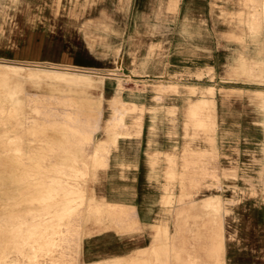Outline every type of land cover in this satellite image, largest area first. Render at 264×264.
<instances>
[{
    "label": "crops",
    "instance_id": "1",
    "mask_svg": "<svg viewBox=\"0 0 264 264\" xmlns=\"http://www.w3.org/2000/svg\"><path fill=\"white\" fill-rule=\"evenodd\" d=\"M172 1L176 14L168 37L164 30L152 35L140 27L151 21L150 7L164 13ZM99 6L89 0L77 26L62 27L63 33L39 20L16 51L48 64L115 66L146 82L145 91L135 94L120 90L117 78H106L97 95L103 105L93 139L105 151L106 165L92 182L93 215L84 225L79 264H264L262 194L228 205L243 197L242 188L230 189L233 183L261 181L264 125L257 104L264 90L226 84L239 80L215 73L228 65L224 53L208 49L196 56V49L211 46L182 41V23L193 31L202 18L209 21L206 0H134L119 56L106 60L95 31ZM85 22L92 23V42L81 31ZM197 72L209 81L200 86V99L213 102L206 134L197 129L198 86L191 82Z\"/></svg>",
    "mask_w": 264,
    "mask_h": 264
},
{
    "label": "rangeland",
    "instance_id": "2",
    "mask_svg": "<svg viewBox=\"0 0 264 264\" xmlns=\"http://www.w3.org/2000/svg\"><path fill=\"white\" fill-rule=\"evenodd\" d=\"M88 1L0 0V162L3 165L0 202L6 206L0 207V264H79L84 225L93 215L92 182L97 170L106 165L105 151L101 144L94 145L96 138L93 139L103 105L97 95L103 93L106 78H117L120 90L128 89L135 94L147 88L145 81L115 66L88 70L35 62L27 59V54L16 52L39 20L45 21L56 34L64 26L76 27V19ZM94 1L100 4L102 19L95 25L101 58H117L125 19L134 0ZM149 12L151 21L140 27L150 29L152 35L164 30L168 37L173 27L172 16L176 14L174 2L166 6L164 13L156 7H150ZM114 13L117 21L113 20ZM206 14L209 21L204 23L202 18L193 31L187 23H182V41L195 42L194 46L203 49L205 42L211 46L207 52L196 49V56L207 55L208 49L213 50V55L218 51L220 57L224 53L228 65L215 73L228 80H239L226 84L243 83L264 90V0H206ZM81 31L92 42V23H82ZM11 68L19 71L13 72ZM203 75V72L195 73L191 82L198 86L197 129L206 134L213 125V102L200 99L204 95L200 86L209 83L202 81ZM251 100L256 105V96H251ZM257 108L264 125V94ZM118 124L113 122L115 126ZM262 157L264 165V149ZM259 174L261 181L257 186L248 179L243 186L240 183L230 186L234 190L242 188L243 197L229 199V206L240 200L252 201V197H257L256 192L262 194L260 201H264V167ZM66 200L69 205L62 209L61 204Z\"/></svg>",
    "mask_w": 264,
    "mask_h": 264
},
{
    "label": "bare ground",
    "instance_id": "3",
    "mask_svg": "<svg viewBox=\"0 0 264 264\" xmlns=\"http://www.w3.org/2000/svg\"><path fill=\"white\" fill-rule=\"evenodd\" d=\"M24 67V66H23ZM5 68H7V67H5ZM8 69V68H7ZM8 70H10V69H8ZM11 71H19L17 68H11ZM39 73H49V72H45V71H39ZM51 73V72H50ZM61 75H63V76H68V77H70V76H73V77H79L78 75H72V74H66V73H61ZM2 139V138H1ZM10 142V141H9ZM4 145V144H3ZM1 146V145H0ZM7 146V145H6ZM2 148V147H1ZM5 149V148H4ZM4 152V151H3ZM6 158H8V157H6ZM5 158V159H6ZM2 158H0V160H1ZM4 159V160H5ZM73 159H74V161L73 162H75V157H73ZM19 161V160H18ZM0 164H1V162H0ZM2 167H3V165L1 164V167H0V169H2ZM71 167H72V169H74L75 168V165H74V163H72L71 164ZM58 181H60L59 179L57 180V184H58ZM7 191H11V190H7ZM11 192H13V191H11ZM8 204V203H7ZM69 205V203H68V201L66 200L65 202H63V204H61V206H62V209H64V207H67ZM0 207H2V209L3 208H6V206L4 205V203L3 204H1V202H0Z\"/></svg>",
    "mask_w": 264,
    "mask_h": 264
}]
</instances>
